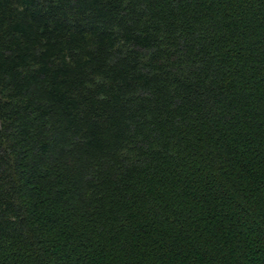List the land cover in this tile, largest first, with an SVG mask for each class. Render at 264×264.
Returning a JSON list of instances; mask_svg holds the SVG:
<instances>
[{"label":"trees","instance_id":"trees-1","mask_svg":"<svg viewBox=\"0 0 264 264\" xmlns=\"http://www.w3.org/2000/svg\"><path fill=\"white\" fill-rule=\"evenodd\" d=\"M0 264H264V0H0Z\"/></svg>","mask_w":264,"mask_h":264}]
</instances>
